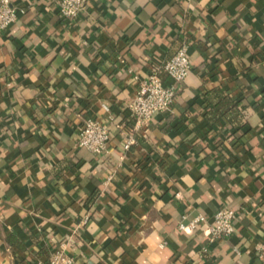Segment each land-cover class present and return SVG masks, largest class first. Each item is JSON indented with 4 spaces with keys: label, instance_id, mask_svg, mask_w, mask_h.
I'll return each mask as SVG.
<instances>
[{
    "label": "crops",
    "instance_id": "crops-1",
    "mask_svg": "<svg viewBox=\"0 0 264 264\" xmlns=\"http://www.w3.org/2000/svg\"><path fill=\"white\" fill-rule=\"evenodd\" d=\"M0 32V264H264V0H11ZM187 45L171 108L122 148L137 81ZM166 85L173 81L160 73ZM221 98L231 102L221 105ZM102 105H106L105 110ZM113 118L109 150L75 145ZM223 205L235 232L180 230Z\"/></svg>",
    "mask_w": 264,
    "mask_h": 264
},
{
    "label": "built area",
    "instance_id": "built-area-1",
    "mask_svg": "<svg viewBox=\"0 0 264 264\" xmlns=\"http://www.w3.org/2000/svg\"><path fill=\"white\" fill-rule=\"evenodd\" d=\"M58 11L61 17L74 20L85 10L86 0H58ZM18 9L11 0H0V32L10 26L17 18ZM191 69L187 45H181L174 54L161 64H156L144 77L134 76L137 86L133 97L127 104L131 128L125 127V122L116 124L119 134L123 137L122 148L127 151L134 143L136 132L146 134L154 116L167 111L173 105L177 86L188 76ZM164 72L173 85H166L161 76ZM108 110L106 105H102ZM113 118L106 120L86 117L76 134L75 145L85 148L95 155H104L108 152V144L112 136ZM238 216L236 209L227 205L218 208L211 219L203 213H198L187 221H180V230L195 231L199 225H205V231L211 239L227 237L235 232V221ZM256 255L264 257V240L256 247ZM72 257L64 249L52 251L45 263L39 264H72Z\"/></svg>",
    "mask_w": 264,
    "mask_h": 264
},
{
    "label": "trees",
    "instance_id": "trees-1",
    "mask_svg": "<svg viewBox=\"0 0 264 264\" xmlns=\"http://www.w3.org/2000/svg\"><path fill=\"white\" fill-rule=\"evenodd\" d=\"M229 102H231V105L230 106L233 107V108L237 104V103L233 102L232 100L230 101V99H228V98H221V104H220V106L223 105V104L227 105V104H229Z\"/></svg>",
    "mask_w": 264,
    "mask_h": 264
}]
</instances>
